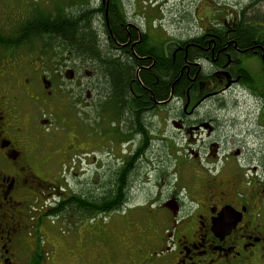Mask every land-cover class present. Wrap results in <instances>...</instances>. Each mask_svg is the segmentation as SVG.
<instances>
[{"label":"flooded vegetation","instance_id":"1","mask_svg":"<svg viewBox=\"0 0 264 264\" xmlns=\"http://www.w3.org/2000/svg\"><path fill=\"white\" fill-rule=\"evenodd\" d=\"M71 2L65 7L66 19L78 9L89 14L90 30L102 53L109 47L117 61L131 55L134 77L128 80L127 96L120 98L117 85L112 90L121 108L127 99L131 117L135 99L141 97L135 88V80L142 82L141 70H149L158 58L183 62L176 92L172 88L165 100L151 95L143 100L146 117L140 133L125 122L120 107L104 112L107 90L100 92L95 106L91 131L96 137L107 116L115 126L116 116L121 119L123 136L117 133L113 139L119 149L112 158L114 176L136 164L137 150L146 142L142 160L151 147V121L158 116L154 112L174 101L178 105L174 126L190 152V178L179 182L180 190L149 198L145 207L130 208L147 214L139 221L144 229L130 242L122 264H264V12L249 15L264 6V0ZM23 6L0 1V264H37L38 245L30 246L26 236L31 209L46 211L64 203L66 214L72 210L71 196L104 195L65 194L52 182L51 171L70 167L75 156L80 159L77 153L86 151L81 145L87 140L76 134L48 140L53 125L47 113L55 112L52 98L60 88L57 75L53 80L39 75L38 65L32 67L37 75L23 77L19 50L25 24L35 19V14L24 18ZM47 14L53 18L55 10ZM166 24L173 29L167 35L161 31L167 30ZM138 47L144 56L137 54ZM81 61L94 69L91 61ZM64 74L71 78L72 71ZM122 146L125 151L120 155ZM203 150L208 155L204 161ZM185 158L183 154L184 165Z\"/></svg>","mask_w":264,"mask_h":264},{"label":"rangeland","instance_id":"2","mask_svg":"<svg viewBox=\"0 0 264 264\" xmlns=\"http://www.w3.org/2000/svg\"><path fill=\"white\" fill-rule=\"evenodd\" d=\"M11 1H18L19 4L24 5V18L27 19L38 10L46 14L53 12L66 0ZM68 1H72L71 5H74L82 0ZM254 9L256 10L249 12V15H255L259 10L264 12L263 5ZM162 10L166 11L165 8ZM30 12L31 15H29ZM166 28V31L161 29L166 35L167 31L171 33L173 30L170 29L169 24H166ZM174 31L176 34L179 33V30ZM46 41L47 39L36 40L35 38L31 43H24L19 50V60L23 64L24 78L37 75L32 73V67L36 65L40 67L39 75L44 74L52 80L54 75H57L56 88L60 89H57L52 98V108L55 112L47 113V117L52 121L51 129L54 131L47 133L50 134L48 140L50 138L65 139L74 134L83 136L87 140L81 145L86 147V151L77 153V156H81L80 159L75 156L72 158L70 167L51 171L52 182L60 184L65 194L102 193L107 189L111 178H114L113 166L115 165H112L114 163L112 158L118 154L119 149L113 141L114 135L107 132L112 126L111 116L104 117L99 128L96 126L97 137L91 128H95L92 126L96 124L93 121L95 119L93 114L97 112L95 106H98L100 102V92L108 91L109 83L100 71L97 72L91 66L85 65L82 59L66 51L63 46L56 47L53 43L54 48H51V45L46 48ZM104 52L111 55L109 49L106 51L104 48ZM58 68L59 71H57ZM67 70L72 71L71 78L64 76V71ZM177 107L174 101L166 108L156 109L157 111L154 112L158 113V116L151 121V147L140 161L137 170L129 178L131 182L129 204L123 210L109 214L87 215L86 212L73 209L66 214L60 212L55 217L52 214L49 216L48 211L51 209L46 211V208L31 209L26 219L28 225L26 236L31 242L30 246L38 245L35 254L37 264H55L54 262L58 264H122L124 257L128 256L130 242L135 241L137 235L143 231L144 226L139 221L144 220V214H147L145 210L144 212L130 208L145 207L149 198L170 196L172 192L180 190V181L184 184V181L187 182L190 178L187 161L190 152L183 148V142L178 138V131L174 126L173 117L178 112ZM124 148L125 146L120 148V155L123 154V150L125 151ZM183 154L187 161L185 165ZM200 156L202 161L208 158L207 150L200 151ZM179 169H182L181 174ZM52 201L56 203L57 196L52 198ZM126 208L130 210L124 212Z\"/></svg>","mask_w":264,"mask_h":264},{"label":"trees","instance_id":"3","mask_svg":"<svg viewBox=\"0 0 264 264\" xmlns=\"http://www.w3.org/2000/svg\"><path fill=\"white\" fill-rule=\"evenodd\" d=\"M67 1L68 0H66L65 3L62 2L55 8V15L53 18L51 14H46L40 10H38V12L36 11L37 14L34 15L35 19H33L31 23L25 24L27 27H25L24 30V43L31 41L33 38H37L38 40L47 39L46 48H49L50 45L51 48H54L52 46L54 43L56 47L63 46L66 51H70L73 55L79 57L80 60L86 59L91 61L94 69H96L97 72H102V76L106 79L107 83H109L108 91H106L107 95L104 112L112 113L114 112V107L117 112L118 103L114 101L112 90L115 88L114 86L117 85L121 91L119 94L120 98L127 96L128 80L134 77V68L130 67L131 55L128 54L129 58L125 61H117L113 58L112 54L102 53L97 45L95 35L90 30L88 21L89 14L82 13L81 10L78 9L79 13L77 12L72 15L70 19H66L67 14L65 7L66 4L70 2ZM108 49L110 50L109 47ZM137 49V54L140 57L144 56V51L140 49V47ZM134 60L135 64L138 65V58L136 57ZM150 60L151 59L146 60L147 63H150ZM182 64L183 62L180 58L175 61H173L172 58H163L161 60L158 58L156 63L149 70H141L140 77L142 82L140 83L135 80V88L141 97L135 99L134 118L128 115L129 110L126 98L122 108L121 105L118 106L120 107L119 111L121 112L123 110L125 113L123 114L125 122L133 126L136 134L143 131L145 124L146 116H144V112H146V109H143V100H149L150 95L159 100H165L169 98L172 88L176 92V82L180 78ZM118 117L116 116V126L111 123L112 126L107 132L112 133V131L116 129L114 136L118 133V135L122 137L123 133L118 127L121 119H118ZM120 117L122 118V114H120ZM147 147V143L145 142L143 146L141 145V148L137 150L135 165L120 171L119 177L115 175L113 176L114 178H111L107 189L102 192L104 193L103 196H85L84 198L81 196H71L69 201L71 202L70 205L72 210L75 209V211L86 212L87 215L96 213L109 214L122 210L125 202L128 200L129 187L131 185L129 178L137 170L141 161V157L139 156L148 149ZM64 208V203L53 207V209L48 211L49 216L50 214L58 216L60 212L64 211Z\"/></svg>","mask_w":264,"mask_h":264},{"label":"water","instance_id":"4","mask_svg":"<svg viewBox=\"0 0 264 264\" xmlns=\"http://www.w3.org/2000/svg\"><path fill=\"white\" fill-rule=\"evenodd\" d=\"M172 95V94H171Z\"/></svg>","mask_w":264,"mask_h":264}]
</instances>
